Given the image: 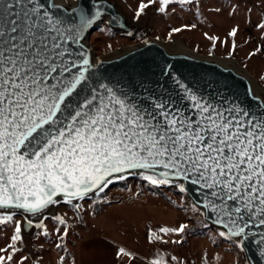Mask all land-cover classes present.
<instances>
[{"label": "snow or ice", "instance_id": "6c2138e0", "mask_svg": "<svg viewBox=\"0 0 264 264\" xmlns=\"http://www.w3.org/2000/svg\"><path fill=\"white\" fill-rule=\"evenodd\" d=\"M153 2L141 0L135 17ZM171 2L159 0V11ZM85 8L68 12L54 0H0V225L17 212L26 225L15 222L0 264H26L27 256L14 259L22 231L44 227L29 217L61 202L79 208L73 201L99 196L132 175L156 186L175 184L181 193L187 189L180 182L196 186L202 199L194 208L210 213L224 229L218 235L240 248L252 228H264V115L240 106L222 111L179 80L189 113L169 100L149 96L145 107L107 84L90 86L93 65L81 40L101 12L97 6L88 15ZM257 27L264 30V23ZM86 87L89 94L81 97ZM187 228L160 231L180 235ZM259 235L258 245L264 244V232ZM118 255L129 254L119 249Z\"/></svg>", "mask_w": 264, "mask_h": 264}, {"label": "rangeland", "instance_id": "374dc122", "mask_svg": "<svg viewBox=\"0 0 264 264\" xmlns=\"http://www.w3.org/2000/svg\"><path fill=\"white\" fill-rule=\"evenodd\" d=\"M115 1L131 17H135L141 3V0ZM143 2L149 3V0ZM160 7L159 0L149 4L147 9L151 13L146 25L140 34L133 37L110 29L105 22L98 24L89 37L94 55L107 56L124 47L153 38L199 54L229 58L247 72L264 92V30L257 27L264 23V0H192L191 3L183 5L178 0H173L164 12L159 11ZM233 28L238 30L235 37L229 36ZM176 29L180 31H175ZM211 37L216 38L215 42ZM233 43L236 45L235 51H232ZM252 53L255 55H250ZM123 189L126 192L123 194H127L124 197L133 196L139 191L159 192L182 210L181 225L186 224L188 228L174 237L175 241L180 242L172 243V264H245L241 249L232 240L220 237L218 230L205 226L199 210L194 208L176 185H152L138 175L118 181L99 196L74 203L79 208L68 204L58 206L53 215L41 219L44 225L42 229L34 227L30 238L23 239V244L17 245L20 251L14 259L27 256L26 264H61L63 257V264H71L79 240L83 237L81 229L87 216L91 217L104 203L116 199ZM55 216L62 217L65 225H60L54 219ZM22 220V216L15 215L13 221L0 225V248L10 243L15 222ZM41 220H35L34 224ZM65 229L67 234L63 235ZM197 230L199 233L194 235ZM41 232H47V236L38 235ZM61 235L63 239L60 238ZM160 236V239L163 238V235ZM57 244L62 247L57 248Z\"/></svg>", "mask_w": 264, "mask_h": 264}, {"label": "water", "instance_id": "95a60500", "mask_svg": "<svg viewBox=\"0 0 264 264\" xmlns=\"http://www.w3.org/2000/svg\"><path fill=\"white\" fill-rule=\"evenodd\" d=\"M54 2L61 6V10L67 9L68 12L85 4L88 15H92L97 6L101 12L96 22L84 31L81 40V46L93 65L87 74L90 76V86L99 87L100 84H107L117 92L127 93L129 97L145 107L150 104L147 99L149 96L157 100H169L176 107L189 113L191 102L182 99L184 90L175 82L179 80L193 94L202 97L203 100L222 111L233 106H240L251 114L264 115V92L257 86L256 81L232 60L215 55L199 54L153 38L124 47L107 56L94 55L89 37L98 24L105 22L110 29L133 37L143 31L151 10L146 9L140 18H136L129 16L115 0H54ZM89 91L90 87H86L81 92V97L88 95ZM134 176L136 175L129 176L128 179ZM117 182L110 184L105 190L112 188ZM180 183H185L187 189L183 194L193 206L197 205L202 199L199 196V189L186 182ZM94 196L90 194L84 200L73 201V203L89 200ZM62 204L65 203L61 202L60 205ZM58 206L49 208L43 216L48 217L49 212ZM12 211L15 210H8V212ZM205 211L202 207L199 208L200 213ZM0 214L4 212L0 211ZM16 215L23 217L21 224L25 225L24 215L19 212ZM39 217L42 216L29 217V219H32L34 223ZM201 218L209 228L224 230L213 223L210 213L208 216L201 214ZM33 228L22 231L23 239L30 238ZM251 232L253 235L244 238V243L240 247L244 262L245 264H264V256L261 255L264 244L258 245L259 233L264 232V228H252Z\"/></svg>", "mask_w": 264, "mask_h": 264}, {"label": "crops", "instance_id": "0c3cea01", "mask_svg": "<svg viewBox=\"0 0 264 264\" xmlns=\"http://www.w3.org/2000/svg\"><path fill=\"white\" fill-rule=\"evenodd\" d=\"M123 193L120 190L116 199L87 216L71 264H172L176 233L160 229L179 228L182 210L159 192L139 191L129 197ZM150 234L158 238L150 240ZM119 249L129 255H118Z\"/></svg>", "mask_w": 264, "mask_h": 264}, {"label": "bare ground", "instance_id": "6f19581e", "mask_svg": "<svg viewBox=\"0 0 264 264\" xmlns=\"http://www.w3.org/2000/svg\"><path fill=\"white\" fill-rule=\"evenodd\" d=\"M181 47V46H180ZM225 59H229V58H225ZM230 60V59H229ZM56 210V209H55ZM55 210L53 209L52 211H50L49 212V217H50V215H53L54 213H55ZM45 217H47V216H42V217H39V218H37V219H35L36 221H38V220H41V219H43V218H45ZM42 221V220H41Z\"/></svg>", "mask_w": 264, "mask_h": 264}, {"label": "built area", "instance_id": "2783aa9c", "mask_svg": "<svg viewBox=\"0 0 264 264\" xmlns=\"http://www.w3.org/2000/svg\"><path fill=\"white\" fill-rule=\"evenodd\" d=\"M170 186H174V185H170ZM160 187H167V185H160ZM156 244H157V242H156ZM191 262L194 263V260H191Z\"/></svg>", "mask_w": 264, "mask_h": 264}, {"label": "trees", "instance_id": "16d2710c", "mask_svg": "<svg viewBox=\"0 0 264 264\" xmlns=\"http://www.w3.org/2000/svg\"><path fill=\"white\" fill-rule=\"evenodd\" d=\"M116 184H117V183H116ZM114 186H115V184H114ZM197 233H199L198 230H197L196 232H194L193 234H194V235H197Z\"/></svg>", "mask_w": 264, "mask_h": 264}]
</instances>
